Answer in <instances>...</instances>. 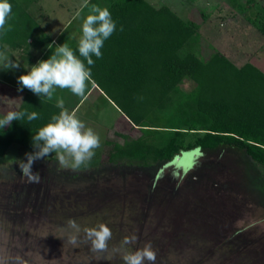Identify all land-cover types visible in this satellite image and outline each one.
I'll use <instances>...</instances> for the list:
<instances>
[{
  "label": "rangeland",
  "instance_id": "obj_1",
  "mask_svg": "<svg viewBox=\"0 0 264 264\" xmlns=\"http://www.w3.org/2000/svg\"><path fill=\"white\" fill-rule=\"evenodd\" d=\"M92 1L108 8L113 0ZM149 1L196 23L204 59L220 52L237 66L252 63L264 71V36L230 0ZM40 10L48 16L42 1L32 8L37 18ZM21 53L8 52L20 66L0 69V79L12 82L24 73ZM195 87L192 80L179 85L185 94ZM90 89L83 100L68 90L56 91L63 98L56 101L75 105L71 111L101 137L102 146L89 163L73 169L70 160L61 165L52 153L33 164L40 182L28 183L19 165L30 152L12 147L0 158V264H124L119 255L95 259L88 244H67L63 228L69 218L89 227L106 223L113 232L110 247L135 234L136 244L128 247L134 251L151 243L155 264H264V168L246 152L228 147L195 149L149 168L111 164L105 142L116 139L113 132L142 133L107 96L98 90L88 94ZM67 92L72 100H64ZM10 96L0 91V118L10 111Z\"/></svg>",
  "mask_w": 264,
  "mask_h": 264
},
{
  "label": "trees",
  "instance_id": "obj_2",
  "mask_svg": "<svg viewBox=\"0 0 264 264\" xmlns=\"http://www.w3.org/2000/svg\"><path fill=\"white\" fill-rule=\"evenodd\" d=\"M230 2L264 36V2ZM9 3L10 30L0 32V49L22 52L32 66L52 43L42 28L47 15L40 10L34 17L39 0ZM108 9L117 30L105 41L102 58L93 56L92 81L142 133L113 132L116 139L105 142L109 163L149 168L195 149L228 147L246 152L264 168V71L252 63L237 66L220 52L204 59L196 23L167 6L113 0ZM185 80L196 83L188 94L179 89ZM20 110L36 111L40 118L13 121L0 130V158L12 147L33 152V135L61 111L54 100L35 95H27Z\"/></svg>",
  "mask_w": 264,
  "mask_h": 264
},
{
  "label": "clouds",
  "instance_id": "obj_3",
  "mask_svg": "<svg viewBox=\"0 0 264 264\" xmlns=\"http://www.w3.org/2000/svg\"><path fill=\"white\" fill-rule=\"evenodd\" d=\"M11 16L12 5L9 0H0V32L10 30L8 20ZM116 30L117 24L109 9L92 5L90 14L82 22V35L77 50H73L66 42L55 47L53 44L47 45L49 49L54 48V51L48 59L38 61L26 74L17 78L19 85L17 91L28 89L38 97L52 99L57 89L68 90L73 95L86 99L88 85L92 81L90 66L95 64L93 56L97 59L102 58L101 49ZM119 30L123 31L122 25ZM19 66V63L10 59L6 49L0 50V69L11 70ZM57 107L61 111L58 115H53L51 121L33 135L34 151L25 153L26 162L22 160L19 165L28 183L40 182L39 172H33V164L37 160L56 153L61 165L68 164L70 160L71 168L79 169L89 163L96 150L102 146L99 133L88 127L76 112L66 109L62 100ZM39 118L36 111L30 113L26 110L9 111L0 118V130L6 126L10 127L13 121L26 119L31 122ZM63 230L67 233V244L74 248L79 247L81 243L88 244L90 252L97 260L111 261L116 255L120 256L124 264H145L146 261L155 264L157 260V251L153 249L151 243L145 244L143 248L130 250L128 246L137 242L135 234L124 236L118 245L110 247L109 241L113 240V232L103 222L89 227L81 225L75 218H69Z\"/></svg>",
  "mask_w": 264,
  "mask_h": 264
},
{
  "label": "crops",
  "instance_id": "obj_4",
  "mask_svg": "<svg viewBox=\"0 0 264 264\" xmlns=\"http://www.w3.org/2000/svg\"><path fill=\"white\" fill-rule=\"evenodd\" d=\"M40 1H42L43 6L45 7L48 13V16H47L48 18L46 17L45 21L42 24V28L46 32V34H48L52 38L51 44H53V47H55L56 45H62L63 43L66 42L71 48H73L78 43L79 38L82 35V22L84 18H86V16L90 14L92 5H98L97 3L93 4L92 0H84L82 1L81 5H77L78 0H39V2ZM49 2H54L53 9H52L53 4L48 6ZM50 9L52 11H50ZM56 16L59 18H56ZM34 17L37 18L36 14L34 15ZM78 18L79 19L82 18V19L79 20L77 28L73 30L72 34L68 33L69 29L74 24V22L78 20ZM66 33L68 34L66 35ZM0 50H4V49H0ZM6 50L7 52L14 54V52H12L10 49H6ZM51 51L52 49H48L45 55L41 57L40 59H38L37 61H35L33 65L37 64V62L40 60L48 59L47 57L49 56ZM14 55L16 56V54ZM19 62L25 67L26 70H24L23 74H26L30 70L31 66L27 65L26 64L27 62L22 61L21 59L19 60ZM11 80H14V81L9 82V81L0 79V91L3 92L4 95H7V98H8V95L9 96L11 95L9 99L11 98L12 102L11 101L8 103L6 102V105L10 104L11 106L10 111H17L27 95H35V94L32 93L28 89H24L23 91H17V88L19 86L18 81L16 79H11ZM89 86L91 89L88 94H91V92L94 90H98L100 93L103 94V96H106L99 89V87L96 85L95 82L91 81ZM69 94H70L69 92L66 93L67 98L64 100H69V99L72 100L71 99L72 96L71 94L70 95ZM43 98H46V97H43ZM58 98L63 99L61 93L55 92L52 97V100L58 101ZM74 106L69 105L68 107L64 105V107L70 111H71V108H74ZM7 112L9 111L5 110L4 113L6 114Z\"/></svg>",
  "mask_w": 264,
  "mask_h": 264
},
{
  "label": "flooded vegetation",
  "instance_id": "obj_5",
  "mask_svg": "<svg viewBox=\"0 0 264 264\" xmlns=\"http://www.w3.org/2000/svg\"><path fill=\"white\" fill-rule=\"evenodd\" d=\"M34 192H35V194H38L39 190H35ZM37 198H38V197H37V195H36L35 198H33V199L36 201V200H38Z\"/></svg>",
  "mask_w": 264,
  "mask_h": 264
}]
</instances>
